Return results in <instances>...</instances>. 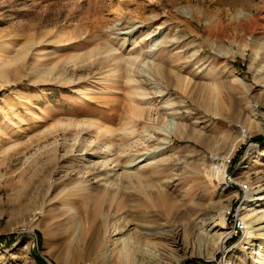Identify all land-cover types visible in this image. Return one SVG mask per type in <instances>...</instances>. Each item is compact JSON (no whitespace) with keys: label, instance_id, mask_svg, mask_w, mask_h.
<instances>
[{"label":"rangeland","instance_id":"374dc122","mask_svg":"<svg viewBox=\"0 0 264 264\" xmlns=\"http://www.w3.org/2000/svg\"><path fill=\"white\" fill-rule=\"evenodd\" d=\"M39 258L264 264V0H0V264Z\"/></svg>","mask_w":264,"mask_h":264},{"label":"bare ground","instance_id":"6f19581e","mask_svg":"<svg viewBox=\"0 0 264 264\" xmlns=\"http://www.w3.org/2000/svg\"><path fill=\"white\" fill-rule=\"evenodd\" d=\"M106 56H108V55H106ZM162 74V73H161ZM167 77L169 78V76H168V74H167ZM212 100V99H211ZM176 117V116H175ZM170 125H168L167 126V128H165L166 129V131L168 132V134H173V133H176L177 132V128H178V124H177V122L175 121V119H174V117H173V120H172V122L171 123H169ZM193 136V135H192ZM189 138H191V136H188ZM109 160V159H108ZM102 163V162H101ZM103 164H104V162H103ZM107 165V164H106ZM95 166V165H94ZM98 166V165H97ZM102 166V165H101ZM104 166V165H103ZM93 167V166H92ZM102 168H104V167H102ZM104 169H106V168H104ZM111 169V168H110ZM93 170V169H92ZM91 171V170H90ZM108 171V170H107ZM92 172V171H91ZM109 172L111 173V171L109 170ZM108 172V173H109ZM93 173V172H92ZM97 173V172H96ZM98 173H101V171H99L98 170ZM98 173H97V175H98ZM89 175V174H88ZM96 175V174H95ZM107 176V175H106ZM106 176H99V178L101 179V177H102V179H106V178H108V177H106ZM104 177V178H103ZM106 177V178H105ZM259 192H262V191H259ZM258 192V193H259ZM260 219H262V216H260V217H258L256 220H260ZM246 222V221H245ZM239 232V229L237 228V226L233 229V231H229V232H227V234H226V236H225V239L224 240H222V242H221V244H219V246H218V248H221L222 249V247L225 245V242H226V239H228L229 237H231L232 235H236L237 233Z\"/></svg>","mask_w":264,"mask_h":264},{"label":"trees","instance_id":"16d2710c","mask_svg":"<svg viewBox=\"0 0 264 264\" xmlns=\"http://www.w3.org/2000/svg\"><path fill=\"white\" fill-rule=\"evenodd\" d=\"M2 239H3V238H2ZM2 239H1V240H2ZM39 261H40L42 264H45L41 258H39Z\"/></svg>","mask_w":264,"mask_h":264}]
</instances>
